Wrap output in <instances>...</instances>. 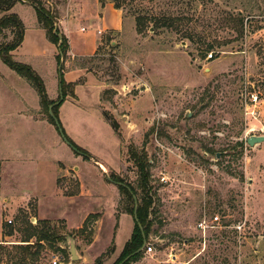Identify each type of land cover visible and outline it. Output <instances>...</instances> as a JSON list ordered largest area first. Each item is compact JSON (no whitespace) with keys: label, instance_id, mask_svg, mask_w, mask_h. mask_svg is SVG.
Returning a JSON list of instances; mask_svg holds the SVG:
<instances>
[{"label":"rangeland","instance_id":"rangeland-1","mask_svg":"<svg viewBox=\"0 0 264 264\" xmlns=\"http://www.w3.org/2000/svg\"><path fill=\"white\" fill-rule=\"evenodd\" d=\"M99 1L119 5L123 28L75 65L102 90L76 84L57 119L84 152L0 58V264H113L134 224L107 177L140 201L130 148L147 154L152 198L131 264H264V140L246 143L264 138V0ZM21 7L30 26L35 10ZM11 39L5 30L0 44ZM40 72L56 99L49 66ZM40 231L48 240L20 263Z\"/></svg>","mask_w":264,"mask_h":264},{"label":"trees","instance_id":"trees-1","mask_svg":"<svg viewBox=\"0 0 264 264\" xmlns=\"http://www.w3.org/2000/svg\"><path fill=\"white\" fill-rule=\"evenodd\" d=\"M104 1V0H102ZM26 3L32 6L35 10V15L39 27L44 30L46 39L57 48V55L55 56L56 64L60 65V95L55 100H50L45 94L44 85L40 76L28 65L16 62L12 59L11 53L16 50L23 41L24 36V25L18 16L14 13H10L12 7L18 3ZM115 9H119V5L113 3ZM0 36L3 31L10 29L12 33V39L8 43L0 44V58L2 62L15 72L21 78H24L37 92L39 96V106L41 110L46 114L49 122L55 125L53 118L58 119V109L62 102L67 96L74 98V87L79 83H65L62 76L63 63L66 59V54L68 51V44L66 38L59 32L56 27V13L45 7L44 3L39 0H0ZM56 29V33H54ZM82 63L85 59H80ZM84 66V64H81ZM82 81V80H81ZM79 81V82H81ZM61 96V100H60ZM49 106H52L51 113L49 114ZM115 128V125L114 127ZM58 130V129H57ZM64 134V131H62ZM65 137V134H64ZM66 138V137H65ZM68 140V139H67ZM70 142V141H69ZM71 143V142H70ZM71 145L77 150L82 151L76 145ZM129 160L132 162L133 166L136 168L138 175V189L140 190V201L137 204V209L135 213V218L133 217V199L132 195L136 197V190H134L129 184H124L119 178H115L111 175V179L114 182L122 183L119 185L118 189L123 195H125L129 201L128 207H126L127 213L132 216L133 219V229L129 239L123 246L120 256L113 264H131L139 260L143 253L145 247L139 251L143 244V237L147 243L149 227H150V209L152 204V198L149 192V165L148 157L143 149L138 150L135 148H130L128 151ZM128 188V189H127ZM137 199V198H136ZM139 226L142 228L140 231ZM34 236V235H32ZM36 240L33 244L29 243L23 245L24 247H19L20 255L18 261L20 263L26 260V255L30 254V250L37 253L40 248L41 242L48 240L49 235L47 233L40 231L35 235ZM23 242H29L25 240ZM20 246V245H19ZM1 248V247H0ZM100 255L97 257L92 264H101Z\"/></svg>","mask_w":264,"mask_h":264},{"label":"crops","instance_id":"crops-1","mask_svg":"<svg viewBox=\"0 0 264 264\" xmlns=\"http://www.w3.org/2000/svg\"><path fill=\"white\" fill-rule=\"evenodd\" d=\"M39 1L56 13V27L67 40L68 51L64 61L67 68L62 73L65 83H77L79 80H83L84 82L79 85L102 90V85L94 79L91 73L87 72L83 66L75 65V62L93 56L103 36L122 30L121 11L115 9L110 2H100L99 0ZM24 4L26 3L18 2L10 10V13L16 14L24 25L22 44L18 50L13 51L12 55L25 61L26 65L30 66L37 74H41L40 71L49 66L50 74L54 78L53 86L59 89L55 60L58 53L57 48L46 39L44 30L37 23L35 13L32 24L27 26L22 15H32L23 7H21V12H14L18 5ZM50 100H55V98Z\"/></svg>","mask_w":264,"mask_h":264},{"label":"water","instance_id":"water-1","mask_svg":"<svg viewBox=\"0 0 264 264\" xmlns=\"http://www.w3.org/2000/svg\"><path fill=\"white\" fill-rule=\"evenodd\" d=\"M54 33H56V29H54ZM57 76H58V83H60V65L58 66V73H57ZM59 91H60V88H59ZM60 100H61V96H60ZM51 108H52V106H49V114L52 116V113H51ZM52 118H53V116H52ZM53 121H54V123H55V126L57 127V129H58V132H59V134H60V136H61V138L64 140V142L68 145V146H70L73 150H75L76 152H78V153H80L79 151H77L66 139H65V137H64V134H63V132H62V129L60 128V126H59V123H58V120L56 119V118H53ZM264 140V138L263 137H256V136H250V137H248L247 138V140H246V143H247V145L248 146H253L254 144H256V143H260V142H262ZM81 155H84V154H81ZM103 171H105L104 169H102ZM107 180L108 181H110V182H113V183H115L117 186H119V185H123L122 183H118V182H114L113 180H111L109 177H107ZM128 189V188H127ZM132 199H133V217L135 218V213H136V209H137V204H138V202H137V199H136V197L134 196V195H132ZM139 229H140V231H142V228L139 226ZM143 237V244H142V247L139 249V251H141L144 247H145V245H146V241H145V237L144 236H142ZM69 253H70V256H71V259L72 260H75V259H77V254H76V250H75V247H74V243H73V240L72 239H69ZM124 262V261H123ZM122 262V263H123ZM122 263H120V264H122Z\"/></svg>","mask_w":264,"mask_h":264},{"label":"built area","instance_id":"built-area-1","mask_svg":"<svg viewBox=\"0 0 264 264\" xmlns=\"http://www.w3.org/2000/svg\"><path fill=\"white\" fill-rule=\"evenodd\" d=\"M208 58H211V54L208 55ZM147 253H150L152 251L151 246H148L145 250ZM50 264H60L59 260L57 258H55L54 260L51 261Z\"/></svg>","mask_w":264,"mask_h":264},{"label":"bare ground","instance_id":"bare-ground-1","mask_svg":"<svg viewBox=\"0 0 264 264\" xmlns=\"http://www.w3.org/2000/svg\"><path fill=\"white\" fill-rule=\"evenodd\" d=\"M100 166V165H99Z\"/></svg>","mask_w":264,"mask_h":264}]
</instances>
